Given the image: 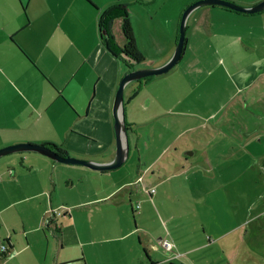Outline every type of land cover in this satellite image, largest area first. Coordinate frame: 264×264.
<instances>
[{
  "label": "crops",
  "instance_id": "crops-1",
  "mask_svg": "<svg viewBox=\"0 0 264 264\" xmlns=\"http://www.w3.org/2000/svg\"><path fill=\"white\" fill-rule=\"evenodd\" d=\"M118 1L129 5L137 43L145 61H150L142 67L165 63L176 47L182 10L194 0H0V147L19 142L54 143L76 157L101 162L114 158V98L129 68H121L119 57L104 45L99 15ZM234 1L251 6L261 0ZM168 5L174 7L170 13L163 10ZM159 13L172 28L160 40L162 26L156 22ZM190 32L171 73L131 81L134 86L126 91L128 83L124 91L128 133L135 137L137 150L146 121L140 120L142 113L135 108L134 100L142 92H149L154 105H161L159 109L163 107L166 113L172 110L171 116L178 117L170 126L154 127L158 135L155 140L165 134L172 137L149 161L139 159L135 170L118 167L101 171L31 150L0 157V239L9 245L7 252L0 251V264H153L151 260L158 262L155 264H193L191 255L197 246L193 244L192 228L173 225L178 210L169 211L158 193L167 182L181 178L185 169L190 172L185 176L187 183L198 182L197 186H188L198 211V226L203 229L200 246H220L225 262L227 255L235 256V246L241 247L244 239L259 246L258 236L250 234L251 225L235 220L231 210L235 192L226 190L232 169L224 164H243V152L259 161L264 153L260 145L251 148L234 132L235 140L227 137L223 150L208 149L202 156L209 166L203 173L196 170V165L189 169L193 154L189 146L179 147L178 141L188 131L205 130L203 125L212 119L217 118L212 122L221 127L220 123L227 120L225 115L237 113V106L246 109L253 104L264 119V10L244 13L204 5L190 14L186 35ZM114 33L122 45L120 19ZM165 42L167 48L162 47ZM188 45L192 50L181 69L179 63ZM218 73L222 78L216 76ZM232 73L239 80L232 78ZM44 81L48 84L41 87ZM228 81L235 83L231 93L225 90ZM152 83L154 93L150 90ZM204 97L215 104L200 113L194 103H204ZM234 102L236 106L230 110ZM181 105L189 110H177ZM164 115L154 114L153 122H160ZM262 127L252 132L257 140L264 137ZM250 128L240 127L239 133ZM172 145L182 152L159 166L176 170L160 173L156 180L145 176V181L138 182L143 170L156 166ZM152 186L156 192L151 195L146 188ZM154 197L166 219L155 208ZM130 206L137 213L133 221ZM219 209L221 213H217ZM150 219L155 225L148 224ZM51 220L55 221L53 225ZM164 238L174 243L171 250L161 246ZM174 249L178 253H171Z\"/></svg>",
  "mask_w": 264,
  "mask_h": 264
},
{
  "label": "rangeland",
  "instance_id": "rangeland-1",
  "mask_svg": "<svg viewBox=\"0 0 264 264\" xmlns=\"http://www.w3.org/2000/svg\"><path fill=\"white\" fill-rule=\"evenodd\" d=\"M195 1V0H194ZM233 2H236L234 0H230ZM125 3V2H124ZM237 4H240L236 2ZM242 5V4H240ZM186 5L184 9L187 7ZM204 6V5H203ZM200 6L196 8L195 10L203 7ZM242 6H247V5H242ZM173 6H164L163 10L166 12L170 13V11L173 9ZM182 10V13L184 11ZM130 10V9H129ZM194 10V11H195ZM193 11V12H194ZM192 12V13H193ZM181 13V15H182ZM160 18H157L156 22L158 25L162 26V30L159 31V40L162 38L163 35H167L170 33L171 26L167 25L166 19L161 17L162 15L159 13ZM101 16V13L99 15V18ZM181 19V16H180ZM179 19V23H180ZM187 34V31H186ZM191 35V32L186 35V38ZM168 42H165L162 44L163 48H167ZM191 45H188L186 52L184 53L182 57V62L179 63L181 66V69H183V65L185 66L187 61H188V56L191 53ZM117 57V56H116ZM117 63L120 64L121 68H124V70H127L128 68L132 69H141V68H151L150 67H142L145 64H148L150 61L143 60L140 62H134L131 65H128L125 63L122 59V57H119L117 59ZM175 67V66H174ZM180 67V66H179ZM126 68V69H125ZM171 69H174L173 67ZM171 70L164 72V73H171ZM163 73V75H165ZM162 75V74H160ZM222 73L216 74V76L222 78ZM159 75H156L153 77H157ZM232 78H236L239 80L237 75L235 73H232ZM122 79V78H121ZM120 79V81H121ZM134 82L130 83L126 91L130 89V87L134 86ZM47 82H41L40 86L41 87H46ZM235 83L233 82L231 84L230 81L227 82V85L225 87V90H227V93H231V88L232 85ZM154 86V83H152L150 90L153 92L152 88ZM260 88L258 89V92H260ZM246 93V91H245ZM201 96V95H200ZM203 97V96H201ZM205 102L201 103H194V107L198 112H205L208 107H212V105L215 104L214 101L208 100L204 97ZM135 108H138V112L142 113L141 114V121H146L144 123V126L141 128V132H145L141 134V140H140V146L139 149H136L135 145V137L130 133V151L128 158L124 162L123 166L124 168H128L129 170L136 169L137 163L139 159L143 160V162H147L150 159H152L156 154H159L162 149H160L164 144H167V142L171 139L172 135L171 134H165L164 137H159L158 140H155V137L158 135L154 134V127L155 128H160L163 125L170 126L172 122L178 119L176 116H171L173 111H169L168 113L165 112L164 108L159 109L161 105H158L155 103L154 105V100L151 97V94L147 92L146 90L140 94L139 97H137L134 100ZM156 106V107H154ZM236 104L235 102L230 106V110H234ZM189 110L186 105H181L177 108V110ZM237 111L236 114L233 112H226L228 115H225L227 118L226 121L221 122L220 126L218 127V124L212 122V121H218V119H212L211 122H207L206 124L203 125V129L199 131H188L185 134L182 135L181 139L178 141L180 144L179 147H184V146H189V153H192L191 155V161L190 162L192 165H189V169L193 166L196 165V170L200 169L205 173L206 168H209L208 164H205L202 160V156L207 152L208 149L211 151L221 148V150L224 149V144L227 143V137L232 138L235 140L234 137V132H237V135L240 136V138H243V140L250 144V147H255L256 145H260V148L262 149V152H264V137L261 139L257 140L258 136L252 135V132H257L256 127H261L264 128V119L262 118L261 110L260 108L257 109L254 107L253 104L248 105L246 109H240L238 106L235 109ZM164 113V118L160 122H153V115L154 114H161ZM113 116H114V111H113ZM148 120V121H147ZM259 120H261V124L259 123ZM209 125V128H213L212 130L206 128L205 126ZM217 125V126H216ZM229 127L226 128V126ZM240 127H246L249 128V130H245L244 134L239 133V128ZM222 128V129H220ZM253 129V130H252ZM255 130V131H254ZM115 131V129H114ZM207 131H211V134H207ZM229 132H232L229 133ZM251 132V135L250 133ZM264 135V129L263 133ZM235 142V141H234ZM237 143V142H235ZM254 143V144H253ZM148 144L150 146L148 147ZM177 148L176 145H172L169 149H167L163 155V157H160L158 159V163L156 166L152 165L147 171L143 170L141 173L142 175L146 174L145 176L146 179H155L156 176H158L160 173H163L164 175L171 174L173 173L176 168L173 166L165 169V167H160L159 164L162 163L163 161L167 159H173L177 154H180L182 152L181 149H175ZM76 157V156H75ZM177 157V156H176ZM184 157V156H182ZM81 158V157H79ZM188 159V158H187ZM223 159V158H221ZM217 160V159H215ZM218 161H215L214 163H217ZM225 168L231 170V180H227V183L225 180H223L226 184H229L228 187H226V190H230L232 192V207L231 210L234 214L235 220L237 223L241 220L244 225H251L249 229L251 228L252 231L251 233H255L258 236V241H259V246L255 247L252 246L254 242L250 243V239L247 238L246 241L245 239L242 240L241 247L238 246V244L235 246L236 248V254L235 256L232 255H227V260L228 262H225L226 258L223 255V253H219L220 246H214L210 248H203V246H200L202 243L201 236L203 234V229L201 226L199 219H198V211H195V206H194V201L193 197L189 194L190 186H197L198 182L196 181H188L185 180V176H189L190 172H188L187 169H185V172L181 178H176L173 179L170 182H167L162 188L158 189V193L163 196V202L166 206V208L169 211H175L177 212L178 210V215H177V220L175 222H172L173 225H189L192 228V235H193V240L194 245L197 246V249H195V252L192 253V260L193 264H264V153L260 157L259 161H253L252 159L249 158V154L247 152H243V164L239 165L236 162H230L227 164H224ZM186 167V166H184ZM247 167V168H246ZM123 168V169H124ZM244 170L242 171V169ZM246 168V169H245ZM151 171V172H150ZM216 171L220 173V168L218 165H216ZM214 173H217V172ZM152 173V174H151ZM218 175V178L221 175ZM179 174V172L177 173ZM211 174H213V171H211ZM226 178H228L226 176ZM190 179V178H189ZM190 185V186H188ZM162 189H164L162 191ZM157 198L159 195H156ZM139 198V197H138ZM154 197V206L155 208L158 209L160 214L164 219L165 217V212L163 211L161 207V203L158 202V199ZM137 197H135L136 200ZM67 202V201H65ZM127 203H128V198H127ZM129 204V203H128ZM62 207L70 208L67 205H62ZM183 207V208H182ZM72 208V207H71ZM131 209V206H130ZM67 210V209H66ZM132 212V221L134 220V217L137 216V213L131 209ZM217 213H221V210L219 209ZM221 215V214H220ZM227 217V224L229 223V214L226 213ZM215 217V216H214ZM149 225H155V223L150 219L148 220ZM229 225V224H228ZM248 229V230H249ZM250 243V244H249ZM107 246V245H106ZM107 247H112V246H107ZM86 251H92L91 247L84 246ZM162 250V249H161ZM178 249H174L173 252L171 253H178ZM180 253V252H179ZM181 255V254H180ZM179 255V256H180ZM212 257V260L209 258ZM252 258V259H251ZM180 260H183L184 257H179ZM178 263L180 261H177Z\"/></svg>",
  "mask_w": 264,
  "mask_h": 264
},
{
  "label": "water",
  "instance_id": "water-1",
  "mask_svg": "<svg viewBox=\"0 0 264 264\" xmlns=\"http://www.w3.org/2000/svg\"><path fill=\"white\" fill-rule=\"evenodd\" d=\"M203 5H220L239 12L244 13H256L264 10V0L251 6H242L236 2L230 0H195L190 3L183 11L179 23V35L176 43V47L172 56L162 65L151 67V68H141V69H130L122 77L119 87L116 91L114 98V127L116 133V153L112 160L107 162L96 161L94 159H85L75 157L73 155H63L46 143H33V142H19L15 144L6 145L0 147V157L6 154L31 150L43 153L53 158L54 160L61 161L64 163L79 164L84 165L96 170H111L116 169L124 164L128 158L130 151V138L127 128V121L125 117V102H124V91L128 83L135 80H140L152 76L162 74L169 71L174 67L180 60L182 53L184 51L185 41H186V31L187 22L190 14L198 7Z\"/></svg>",
  "mask_w": 264,
  "mask_h": 264
},
{
  "label": "trees",
  "instance_id": "trees-1",
  "mask_svg": "<svg viewBox=\"0 0 264 264\" xmlns=\"http://www.w3.org/2000/svg\"><path fill=\"white\" fill-rule=\"evenodd\" d=\"M228 10L236 11L227 7H224ZM238 12V11H236ZM121 20V30L124 36V43L120 45L114 33L115 23L116 21ZM99 29L100 36L106 48L115 56L122 57L123 61L128 65H131L134 62H140L145 60V54L139 47L137 43V37L133 26V21L131 17V13L129 10V5L123 2H114L111 5L107 6L102 12L99 18ZM179 33V31H178ZM179 35V34H178ZM186 44V41H185ZM185 48V46H184ZM132 69L131 67L128 69ZM152 76H148L143 78L145 81L149 80ZM127 128L129 130V124L127 122ZM51 146L58 152L63 155H68V153L55 145L54 143H46ZM134 211V210H133ZM52 222V220L50 221ZM55 221L52 222V225ZM51 225V226H52ZM2 224L0 221V228ZM57 228V225H54ZM57 230V229H56ZM144 252L147 256H149L148 249L144 247ZM153 264L157 261H153ZM158 263V262H157Z\"/></svg>",
  "mask_w": 264,
  "mask_h": 264
},
{
  "label": "built area",
  "instance_id": "built-area-1",
  "mask_svg": "<svg viewBox=\"0 0 264 264\" xmlns=\"http://www.w3.org/2000/svg\"><path fill=\"white\" fill-rule=\"evenodd\" d=\"M137 181L139 182H142V181H145V175H139L138 178H137ZM148 193L149 194H153L156 192V187L155 186H152V187H149V188H146ZM140 207V204L138 203L137 204V208ZM160 244L161 246H163L164 248L168 249V250H171L174 246V243L170 240V239H167V238H164V239H161L160 240ZM9 250V245L8 243L2 241L0 239V251L2 253H5Z\"/></svg>",
  "mask_w": 264,
  "mask_h": 264
},
{
  "label": "bare ground",
  "instance_id": "bare-ground-1",
  "mask_svg": "<svg viewBox=\"0 0 264 264\" xmlns=\"http://www.w3.org/2000/svg\"><path fill=\"white\" fill-rule=\"evenodd\" d=\"M123 77V76H122Z\"/></svg>",
  "mask_w": 264,
  "mask_h": 264
}]
</instances>
